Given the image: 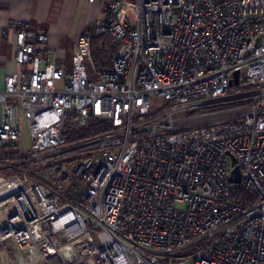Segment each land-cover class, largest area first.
<instances>
[{"label": "built area", "instance_id": "1", "mask_svg": "<svg viewBox=\"0 0 264 264\" xmlns=\"http://www.w3.org/2000/svg\"><path fill=\"white\" fill-rule=\"evenodd\" d=\"M85 1L104 18L80 32L69 74L39 68L46 33L15 30L0 148L17 146L20 112L31 144L0 156L18 168L0 172V264H264V0ZM100 34L118 49L99 71ZM215 113L228 116L194 123ZM89 120L112 130L68 144Z\"/></svg>", "mask_w": 264, "mask_h": 264}, {"label": "crops", "instance_id": "2", "mask_svg": "<svg viewBox=\"0 0 264 264\" xmlns=\"http://www.w3.org/2000/svg\"><path fill=\"white\" fill-rule=\"evenodd\" d=\"M103 18L101 7L85 0H0V86L5 75L20 71L14 61L18 25L48 35L47 43L35 44L42 59L40 69L48 57L50 63H63L66 70L80 32L93 20Z\"/></svg>", "mask_w": 264, "mask_h": 264}, {"label": "trees", "instance_id": "3", "mask_svg": "<svg viewBox=\"0 0 264 264\" xmlns=\"http://www.w3.org/2000/svg\"><path fill=\"white\" fill-rule=\"evenodd\" d=\"M118 49V43L110 38L106 34H100L93 36L90 42V51L93 63L97 70L109 69L111 67V58L115 55ZM112 130L109 122H97L89 120L83 127L73 130L68 134V144L73 142L82 141ZM7 150L0 148V156L7 155ZM87 155V153L73 154L71 156L64 157L61 161L67 163H73L76 159ZM76 179H71L66 187V195L76 200ZM241 197H245L243 193L238 192Z\"/></svg>", "mask_w": 264, "mask_h": 264}, {"label": "rangeland", "instance_id": "4", "mask_svg": "<svg viewBox=\"0 0 264 264\" xmlns=\"http://www.w3.org/2000/svg\"><path fill=\"white\" fill-rule=\"evenodd\" d=\"M129 1L133 2L135 0H129ZM94 5L98 6V4H94ZM84 66H85L87 72H91V67L86 61L84 62ZM71 68H72V61H69V63H67V66H66L67 74H69L71 72ZM90 79H97V76L95 74H91ZM151 103H152V106L154 109L159 108L160 106H162L164 104L163 100H161L159 98H152ZM227 116H228L227 114L215 113V114L208 115L204 118H201L199 120H196V121H194V123H196V124L209 123V122L215 121L217 119L226 118ZM19 117H20L19 118L20 133H19L17 146L13 147V148L5 149V150H7V153H8L5 156H8V155H25V154L29 153L30 144H31L29 129H28V126L26 124L25 116L21 112L19 113ZM73 143H76V142H73ZM17 170H18V168H16V167L0 168V172H3L5 174L13 173V172H16Z\"/></svg>", "mask_w": 264, "mask_h": 264}, {"label": "water", "instance_id": "5", "mask_svg": "<svg viewBox=\"0 0 264 264\" xmlns=\"http://www.w3.org/2000/svg\"><path fill=\"white\" fill-rule=\"evenodd\" d=\"M238 72H234L233 74V83L237 84L238 83ZM235 163V159L232 158V164ZM229 181L232 183H239L240 182V177H239V170L237 166H234L231 172V176L229 178Z\"/></svg>", "mask_w": 264, "mask_h": 264}, {"label": "bare ground", "instance_id": "6", "mask_svg": "<svg viewBox=\"0 0 264 264\" xmlns=\"http://www.w3.org/2000/svg\"><path fill=\"white\" fill-rule=\"evenodd\" d=\"M67 248H68V247H66V249H67ZM61 254H64V255H65V254H66V253H65V250H63V251L61 252Z\"/></svg>", "mask_w": 264, "mask_h": 264}]
</instances>
